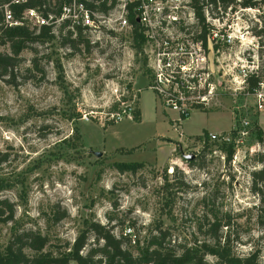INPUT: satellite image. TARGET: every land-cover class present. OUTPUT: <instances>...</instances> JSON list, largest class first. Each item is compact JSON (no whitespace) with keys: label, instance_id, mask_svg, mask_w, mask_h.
I'll list each match as a JSON object with an SVG mask.
<instances>
[{"label":"rangeland","instance_id":"obj_1","mask_svg":"<svg viewBox=\"0 0 264 264\" xmlns=\"http://www.w3.org/2000/svg\"><path fill=\"white\" fill-rule=\"evenodd\" d=\"M187 4L161 24L150 16L141 53L132 48L129 28L113 25L94 34L95 47L88 50L58 41L35 44V52L20 54L13 76L0 79V153L7 155L0 199L15 206L14 220L0 224V251L14 232L32 230L47 238L45 251L55 255L92 220L123 237L133 255L159 231L167 233L164 246L179 253L210 243L218 218L229 225L218 236H228L239 256L258 251L264 264L259 201L250 192V174L261 167L254 156L264 155L255 134L264 135V109H257V95L264 103V37L256 36L264 27V5L226 13L204 7L203 49L194 40L201 27ZM9 53L0 46V54ZM34 57L41 72L31 68ZM160 74L171 78V89L190 110L179 129L178 114L149 87ZM251 75L260 82L255 96L246 90ZM243 122L248 138L234 161L227 162L218 145L201 149L204 133L229 135ZM180 133L182 143L176 141ZM128 229L132 238L124 237ZM206 261L217 263L210 256Z\"/></svg>","mask_w":264,"mask_h":264},{"label":"trees","instance_id":"obj_2","mask_svg":"<svg viewBox=\"0 0 264 264\" xmlns=\"http://www.w3.org/2000/svg\"><path fill=\"white\" fill-rule=\"evenodd\" d=\"M8 0H0V3ZM68 0H27L26 4L19 8H14L15 19L23 23L19 27L0 28V46H7L9 54H0V79L13 76L14 70L19 66L20 54L25 51H33V45H46L55 41L59 42L60 47L68 46L71 50L77 51L78 46H83L85 50L92 49L95 46L90 43L88 35L81 31H70L66 24H61L55 31L52 26L32 27L23 21L20 13L25 9H33L42 13L44 17L54 14L60 15L61 7ZM110 6L107 7V4ZM115 5L114 0H103L97 8L99 13H107ZM136 3L127 6V21L131 28L130 37L132 48L135 53H141L147 42L145 29L136 22L133 14V8ZM260 5H264V0H190L189 7L197 24L201 27L200 34L194 38L203 49L207 48V30L205 24L204 7H208L212 13H226L235 9H253L259 10ZM0 22L2 16L0 15ZM258 38L264 37V27L257 32ZM215 49L218 47L215 46ZM35 52V51H33ZM36 56V55H35ZM49 59V58H48ZM49 61V60H48ZM165 64V61H164ZM56 67L61 73V66L57 62ZM31 68L41 72L36 57L31 61ZM28 72L31 69L27 70ZM192 82L193 79H191ZM259 80L254 76H248L245 80L246 90L249 94L255 95L259 91ZM150 88L152 86H149ZM184 90V89H183ZM185 97L190 96V92L183 91ZM178 104H181L176 100ZM191 109L199 110V106L190 105ZM116 109L114 106L113 110ZM190 116V115H189ZM182 121L186 120L180 115ZM134 121H140V112L133 111ZM256 139L258 145H264V135L260 130H256ZM75 137L79 140V134L75 129ZM205 139L207 133H204ZM201 137H199L200 139ZM261 145V146H262ZM205 146L204 148H207ZM226 154V161L229 162L234 153L232 146L222 149ZM257 163L261 164L258 170L252 171L251 194L258 197L259 205L256 207V224L264 231V155L254 156ZM7 155L0 153V165L5 163ZM189 165L193 160L187 161ZM128 170L135 171L130 166ZM57 216L58 213H55ZM15 206L6 199H0V224H6L14 220ZM65 216V213L62 215ZM220 220L215 218L210 226V243H196L190 247H185L179 253L164 246L166 232L159 231L156 235H149L143 248L139 249L136 255L123 247L125 239L116 238L111 233L107 225H100L92 220L84 223L74 242L69 248L60 253L53 254L45 251L48 240L38 232L29 230L14 232L9 237L5 246L0 251V264H209L206 257L210 256L216 260V264H261V257L258 251H250L245 256H239L229 241L228 236H218L222 227ZM89 238L92 244L89 245ZM137 243V242H136ZM135 243V244H136ZM89 247V249H87Z\"/></svg>","mask_w":264,"mask_h":264},{"label":"built area","instance_id":"obj_3","mask_svg":"<svg viewBox=\"0 0 264 264\" xmlns=\"http://www.w3.org/2000/svg\"><path fill=\"white\" fill-rule=\"evenodd\" d=\"M102 1L103 0H68V2L61 7L59 16L52 14L44 17L41 12L33 9L22 10L20 16L23 21H26L30 28L52 26L55 31L61 24H66L70 31L81 30L88 35L89 39H91L94 34L100 33L101 31L114 30L113 25H116L117 27H128L129 30H131L127 21V6L129 4L136 3L133 8V14L136 22L145 29V34L150 28L151 15L154 18L160 19L161 24L164 19L170 18L173 14H176L181 6L185 4V1L188 2V6L190 4V0H114L115 5L110 8L107 13H99L97 12V8ZM26 2L27 0H8L7 2L0 3V15L2 16L0 28L22 26L23 23L15 19L14 8L22 7ZM161 2L165 3V7L160 6ZM169 4L171 5L167 7L166 5ZM109 6L110 3L107 4V7ZM166 10H168L167 14L165 13ZM90 43L95 44L92 43L91 40ZM162 67L169 68V64L165 62V64H162ZM170 79H167V77L162 79V74L158 75L156 77V83L154 86L152 85L151 89L155 92L157 97L162 100L164 106H168V108L178 114V119L174 122L177 123L175 124L177 125V129H179V126L182 123L180 115L187 118L190 115V110L183 107L184 100L182 99V93H175V91L171 89L173 83ZM163 81L168 85L164 87ZM196 82H198V80H196ZM175 86L177 87L176 84ZM186 89L190 92L191 96L192 93L190 89ZM257 98V109L262 111L264 109L262 96L257 95ZM176 100L181 104H178ZM247 126L248 123L243 122L238 128L233 129L229 135L210 133L207 135L206 139L205 137H202L203 139L200 143L201 149H204L205 146H210L211 144L218 145V148L226 156L222 149L224 147L232 146L234 153L231 159L234 161L239 149L243 147L246 138H248V133L246 131ZM179 139L182 143L183 137L181 133L179 134ZM258 147L259 145L257 144L256 148ZM251 150L252 152H255L254 149ZM212 153L215 155L217 152L213 151ZM219 153L221 152L219 151ZM193 157L195 158L196 155H193ZM221 158L223 159L224 157ZM124 237L132 238L130 229L125 231ZM132 242L134 243V240H132Z\"/></svg>","mask_w":264,"mask_h":264},{"label":"crops","instance_id":"obj_4","mask_svg":"<svg viewBox=\"0 0 264 264\" xmlns=\"http://www.w3.org/2000/svg\"><path fill=\"white\" fill-rule=\"evenodd\" d=\"M171 121L173 122V120H171ZM176 141H177L178 143H181L179 138H178V140H176Z\"/></svg>","mask_w":264,"mask_h":264},{"label":"water","instance_id":"obj_5","mask_svg":"<svg viewBox=\"0 0 264 264\" xmlns=\"http://www.w3.org/2000/svg\"><path fill=\"white\" fill-rule=\"evenodd\" d=\"M192 158H193V157H189V158H187V160H192Z\"/></svg>","mask_w":264,"mask_h":264}]
</instances>
